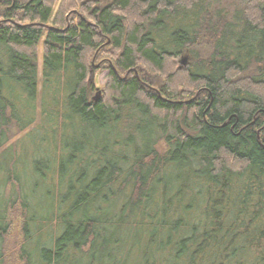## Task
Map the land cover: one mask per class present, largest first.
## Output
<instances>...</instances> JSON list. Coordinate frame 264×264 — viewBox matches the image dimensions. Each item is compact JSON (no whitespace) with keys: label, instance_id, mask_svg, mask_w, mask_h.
<instances>
[{"label":"trees","instance_id":"trees-1","mask_svg":"<svg viewBox=\"0 0 264 264\" xmlns=\"http://www.w3.org/2000/svg\"><path fill=\"white\" fill-rule=\"evenodd\" d=\"M12 1L0 264L17 218L22 264H264V0Z\"/></svg>","mask_w":264,"mask_h":264},{"label":"rangeland","instance_id":"rangeland-1","mask_svg":"<svg viewBox=\"0 0 264 264\" xmlns=\"http://www.w3.org/2000/svg\"><path fill=\"white\" fill-rule=\"evenodd\" d=\"M242 0H224L222 1V6H228L229 10H233L235 5L239 4ZM60 0L56 1L54 11L52 15L55 14L57 6L59 4ZM201 42L207 43L205 39H202ZM42 43H43V37L40 38L38 46V52H37V66H38V76L40 77V69H41V53H42ZM201 50L202 54H206L207 50L204 49V44H202V48L199 47ZM41 52V53H40ZM208 54V53H207ZM206 54V56H207ZM185 59L183 62L182 60ZM192 58L190 57L189 54L184 52L178 59H176V64L177 65H185L187 63H190ZM110 60L108 58V54L106 52V49H102L100 51H96L93 55V58L91 59V66L89 68L88 72V81L92 85V90L90 91V97L94 99L101 94V91L103 90L106 82H107V74H108V67H109ZM36 123H34V126ZM32 130V128H27L24 132L21 134H12L14 132V127L12 130V127L10 126L8 130L10 131V138L7 140L6 143H4L2 146L1 151L7 150L8 146H11V152L15 154V151L18 149L21 150L22 145V137L25 135V133L28 131ZM12 132V133H11ZM37 130H35V133ZM34 133V132H32ZM32 136V134H30ZM28 136V137H30ZM10 152V151H9ZM20 219L17 218L16 220L13 221V223L10 226V230L8 231L6 237H5V242H4V262L3 264H22V262L18 259L17 252H18V247L21 244L22 238H21V233H20Z\"/></svg>","mask_w":264,"mask_h":264},{"label":"water","instance_id":"water-1","mask_svg":"<svg viewBox=\"0 0 264 264\" xmlns=\"http://www.w3.org/2000/svg\"><path fill=\"white\" fill-rule=\"evenodd\" d=\"M184 60H185V59H183V60H182V62H180V63H184V62H183ZM183 65H184V64H183ZM97 97H98V95H97ZM97 97H95L94 99L96 100V99H97Z\"/></svg>","mask_w":264,"mask_h":264},{"label":"flooded vegetation","instance_id":"flooded-vegetation-1","mask_svg":"<svg viewBox=\"0 0 264 264\" xmlns=\"http://www.w3.org/2000/svg\"><path fill=\"white\" fill-rule=\"evenodd\" d=\"M3 1V0H0V2ZM12 1V0H11ZM13 2V1H12Z\"/></svg>","mask_w":264,"mask_h":264}]
</instances>
